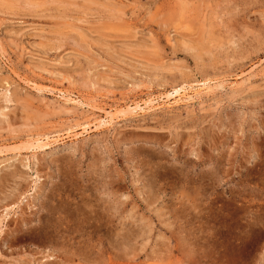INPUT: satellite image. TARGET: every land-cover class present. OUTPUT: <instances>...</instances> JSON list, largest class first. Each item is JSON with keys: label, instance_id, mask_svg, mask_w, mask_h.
<instances>
[{"label": "rangeland", "instance_id": "374dc122", "mask_svg": "<svg viewBox=\"0 0 264 264\" xmlns=\"http://www.w3.org/2000/svg\"><path fill=\"white\" fill-rule=\"evenodd\" d=\"M53 262L264 264V0H0V264Z\"/></svg>", "mask_w": 264, "mask_h": 264}, {"label": "bare ground", "instance_id": "6f19581e", "mask_svg": "<svg viewBox=\"0 0 264 264\" xmlns=\"http://www.w3.org/2000/svg\"><path fill=\"white\" fill-rule=\"evenodd\" d=\"M182 88V87H181ZM183 90H184V88H183ZM183 90H181V91H183ZM181 91H179V90H175V92L173 93V95H176L177 97H181L182 95L180 94V93H182ZM185 91V90H184ZM188 91V90H187ZM170 94V93H169ZM171 95V94H170ZM172 96V95H171ZM187 96V95H186ZM66 97V96H65ZM191 98V97H190ZM190 98H188L187 100H189ZM173 99V98H172ZM184 99H185V97H184ZM161 100V99H160ZM179 100V99H178ZM181 100V99H180ZM68 101H70V100H68ZM151 101V100H150ZM147 103V102H146ZM153 103V102H152ZM138 105V104H137ZM137 105H135L134 107H137ZM152 105V104H151ZM128 109H133V107H131V108H128ZM135 109V108H134ZM138 109H139V107H138ZM144 109V108H143ZM134 111V110H133ZM132 112V111H131ZM135 112V111H134ZM108 113V112H107ZM117 113V112H116ZM108 114H110V116L112 115L111 113H108ZM118 114V113H117ZM106 115L107 114H105L104 116L106 117ZM114 116V115H113ZM112 117V116H111ZM116 117V115L114 116V118ZM105 119H108V118H105ZM101 120V119H100ZM112 119H111V123H112ZM109 123H110V120H109ZM101 124V123H100ZM86 125V124H85ZM75 126V125H74ZM78 126V125H77ZM72 130V129H71ZM68 136V135H67ZM37 145V144H36ZM40 146V145H39ZM81 189V188H80ZM79 192V191H78ZM81 192V191H80ZM85 192V191H84ZM88 192V191H87ZM82 193V192H81ZM85 194V193H84ZM87 194V193H86ZM90 194H88L87 196H89ZM86 196V195H85ZM82 197V196H81ZM91 197V196H90ZM89 197V198H90ZM85 199V198H84ZM83 199V201H82V206H84L82 209H81V212L83 213V211L84 210H86V209H90V211H94L93 210V208H94V206L95 205H91V202L90 201H85ZM94 199V198H93ZM93 199H92V201H93ZM101 201V200H100ZM99 201V202H100ZM104 201V200H103ZM102 202V201H101ZM106 204V203H105ZM107 205V204H106ZM105 205V206H106ZM79 206V205H78ZM104 206V207H105ZM99 207V206H98ZM78 208V207H77ZM106 208H107V206H106ZM47 211V210H46ZM54 210H52L50 207L48 208V212H47V217H48V219L50 220L51 219V217L54 215V212H53ZM57 211V210H56ZM100 211H101V209H100ZM99 211V212H100ZM103 211H104V209H103ZM106 211H107V209H106ZM62 212H63V209H62ZM86 212H87V210H86ZM98 212V213H99ZM55 213H58V212H55ZM88 213H90L89 211H88ZM59 214H61V211H60V213ZM95 214V213H94ZM62 215V214H61ZM86 215V214H85ZM90 215V214H89ZM98 215V214H97ZM96 215V216H97ZM100 215V214H99ZM102 215V214H101ZM107 216V215H106ZM65 217V216H64ZM89 217V216H88ZM67 218V217H66ZM89 218H91V216L89 217ZM105 218H107V217H105ZM61 219V218H60ZM63 219V218H62ZM92 219H94V218H92ZM104 219V218H103ZM54 220V219H53ZM69 220V219H68ZM105 220H107V219H105ZM46 221V220H45ZM63 222H65V221H63ZM66 222H67V220H66ZM102 222V221H101ZM58 223V222H57ZM57 223H56V225H57ZM105 223H106V221H105ZM103 224V223H102ZM52 225V224H51ZM63 225V224H62ZM60 226V225H59ZM42 227H43V225H42ZM41 227V228H42ZM50 227V226H49ZM48 227V228H49ZM44 228H47V225L44 227ZM51 228V227H50ZM52 228H53V226H52ZM55 228V227H54ZM33 229V228H32ZM58 229V228H57ZM59 229H60V227H59ZM46 230V229H45ZM62 230V229H61ZM61 230H58V231H61ZM67 230V229H66ZM30 231V230H29ZM37 231V230H36ZM49 232V231H48ZM53 232V231H52ZM62 232V231H61ZM33 233H35V230H34V232ZM40 234H41V232H39ZM43 234H44V229H43V232H42ZM50 233V232H49ZM63 233V232H62ZM37 234V233H36ZM46 234V233H45ZM57 234V233H56ZM49 235V234H48ZM58 235V234H57ZM61 235V234H60ZM46 236V235H45ZM44 236V237H45ZM87 236V235H86ZM63 237H64V235H63ZM67 239H68V236H67ZM89 239V238H88ZM73 242L71 243V246L69 247L70 248V251H69V253L64 257V256H62V257H64V258H66L68 261H73L74 260V257H76V255H75V253H74V248H75V246H73L74 245V243H75V240L72 238L71 239ZM58 243V242H57ZM64 244V243H63ZM60 245H61V243H60ZM62 247H63V245H61ZM61 247V248H62ZM54 248V247H53ZM64 248V247H63ZM57 249V248H56ZM80 249V248H79ZM58 250H60L59 248H58ZM62 250V249H61ZM64 250H67V249H64ZM76 251L78 250L77 248L75 249ZM94 250V249H93ZM52 251H54V249L52 250ZM56 251V250H55ZM75 251V252H76ZM82 251V250H81ZM91 251H92V249H91ZM66 252H68V251H66ZM90 252V251H89ZM57 253V252H56ZM63 253V252H62ZM77 253V252H76ZM79 253V252H78ZM97 254H98V252H96ZM55 254V253H54ZM80 254H81V252H80ZM95 254V253H94ZM93 254V255H94ZM65 255V254H64ZM82 255V254H81ZM84 255V254H83ZM51 256V255H50ZM58 256H60V255H58ZM53 257V256H52ZM52 257H51V260H52ZM61 257V258H62ZM82 257V256H81ZM95 257V256H94ZM100 257V256H99ZM57 259H58V257H56ZM56 258H55V260H56ZM89 258V257H88ZM50 259V258H49ZM60 259V258H59ZM58 259V260H59ZM77 259V258H76ZM95 259V258H94ZM97 259V258H96ZM82 260V259H81ZM91 260V259H90ZM57 261V260H56ZM80 261V260H79ZM94 261H96L97 262V260H94ZM49 262V261H48ZM62 262V261H61ZM64 262H66V261H64ZM62 263V264H65V263ZM51 264H54V262L53 263H51Z\"/></svg>", "mask_w": 264, "mask_h": 264}]
</instances>
